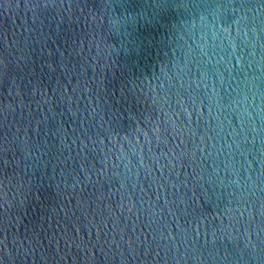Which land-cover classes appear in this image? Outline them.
I'll list each match as a JSON object with an SVG mask.
<instances>
[{"label":"water","instance_id":"water-1","mask_svg":"<svg viewBox=\"0 0 264 264\" xmlns=\"http://www.w3.org/2000/svg\"><path fill=\"white\" fill-rule=\"evenodd\" d=\"M0 264H264V0H0Z\"/></svg>","mask_w":264,"mask_h":264}]
</instances>
